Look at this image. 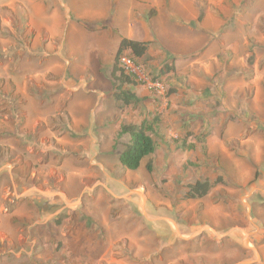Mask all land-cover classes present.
Masks as SVG:
<instances>
[{
  "label": "rangeland",
  "instance_id": "374dc122",
  "mask_svg": "<svg viewBox=\"0 0 264 264\" xmlns=\"http://www.w3.org/2000/svg\"><path fill=\"white\" fill-rule=\"evenodd\" d=\"M146 38L132 60L140 102L120 110L119 44ZM237 39L242 59L203 56ZM170 47L196 48L198 64L179 72ZM202 86L205 125L179 95ZM154 116L156 151L129 172L120 127ZM217 178L206 198L184 199ZM263 197L264 0H0V264H264Z\"/></svg>",
  "mask_w": 264,
  "mask_h": 264
},
{
  "label": "trees",
  "instance_id": "16d2710c",
  "mask_svg": "<svg viewBox=\"0 0 264 264\" xmlns=\"http://www.w3.org/2000/svg\"><path fill=\"white\" fill-rule=\"evenodd\" d=\"M148 49L149 43L135 40L123 39L119 44L115 62L111 70V78L115 87L113 98L120 110L140 102L136 94L130 89L136 86V78L122 69L120 59L125 54H128L130 60L140 59L145 56ZM173 70L172 67L166 68L163 74H168ZM159 126L160 116H154L152 120L144 119L138 124L122 125L120 127L118 136L120 138H127V142L123 144V150L119 153V163L125 170L129 172L137 171L142 161L155 153L157 148L155 138L158 137ZM146 169L148 172L152 170L151 163L146 165ZM224 184L225 182L222 178H217L214 181H196L188 185L184 199L190 201L202 200L209 195L214 187ZM254 198L255 196L251 200H254ZM260 201L263 202L264 197ZM178 243L185 245L183 241H179Z\"/></svg>",
  "mask_w": 264,
  "mask_h": 264
},
{
  "label": "crops",
  "instance_id": "0c3cea01",
  "mask_svg": "<svg viewBox=\"0 0 264 264\" xmlns=\"http://www.w3.org/2000/svg\"><path fill=\"white\" fill-rule=\"evenodd\" d=\"M172 16L174 17V18H171L172 23L177 25V26L183 27V29H185V32H187L188 34H192V31L194 29H196L195 27H197L198 29H202V30H203V28H205V29L210 28L207 24H205V25L203 24L204 19L203 20L201 19V22L198 23V15H171V17ZM175 18H177V20ZM152 26L156 27V24H154L153 21H152V24L150 25V29L151 28L153 29ZM152 31H153L154 37L157 39V41L160 42L161 40H159V37H160V35L163 36L162 32L159 30H152ZM218 32H219L218 30L213 31L211 29H206V31H205L206 35L208 34L209 36H214V35L217 36ZM146 39L144 41H139V42L149 43L150 42L149 38L147 40ZM189 44H192V43H189ZM245 44H246V42H243L242 40H239V39L229 40V41L223 40V42L221 43V46L219 48L217 47V49H214V46H212L211 48H206V49L202 50V52L204 51L203 56L209 55L210 53H213V52L215 53V50H218L220 52H227V53L233 52L235 54L236 58L242 59L244 57L243 52L245 51V48H246ZM149 47H150V43H149ZM167 50H168L167 53L169 55H171L175 59H178V61L183 62V64L180 66H176L175 61L172 62V63H174L175 68H179V72H180V69H182L181 67H188V68L191 67L192 68L198 64V61H196V60L194 62L190 61L191 57L195 53L199 52L196 50V48H194V50H191V48L187 49V50H180V49H173L170 47ZM214 53H213V55H214ZM201 58H199L198 60L200 61ZM215 59H216V62H218L216 57H215ZM191 82H194V81H191ZM214 86L215 85H212V87L209 90L214 96H216V94H218L219 88L215 89ZM208 93L209 92L206 91L204 86H202L200 91L191 93L190 97L187 94L183 95L181 92H179V95H181V99H180V102L182 104L181 109L184 106H187V107L191 106L190 108L193 107V110H194V111H192L193 116L196 120L200 121L201 125L206 124L207 120L210 119V114L207 113L206 109L201 108L200 105L197 104V102L200 99H202V101L203 100L206 101V99H208L210 97L208 95Z\"/></svg>",
  "mask_w": 264,
  "mask_h": 264
},
{
  "label": "built area",
  "instance_id": "2783aa9c",
  "mask_svg": "<svg viewBox=\"0 0 264 264\" xmlns=\"http://www.w3.org/2000/svg\"><path fill=\"white\" fill-rule=\"evenodd\" d=\"M120 66L122 67V69L128 73V74H131L133 76H135V78H139L140 75L138 73V70L137 68L135 67V64L133 63L132 60H130L129 58L127 57H122L120 59Z\"/></svg>",
  "mask_w": 264,
  "mask_h": 264
}]
</instances>
